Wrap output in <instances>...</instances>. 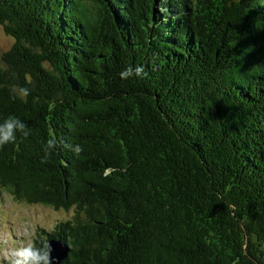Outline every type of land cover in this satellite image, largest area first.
Masks as SVG:
<instances>
[{
    "label": "trees",
    "instance_id": "1",
    "mask_svg": "<svg viewBox=\"0 0 264 264\" xmlns=\"http://www.w3.org/2000/svg\"><path fill=\"white\" fill-rule=\"evenodd\" d=\"M0 24V123L31 129L0 147V187L72 209L37 246L64 240L59 264H264V0H0Z\"/></svg>",
    "mask_w": 264,
    "mask_h": 264
},
{
    "label": "rangeland",
    "instance_id": "2",
    "mask_svg": "<svg viewBox=\"0 0 264 264\" xmlns=\"http://www.w3.org/2000/svg\"><path fill=\"white\" fill-rule=\"evenodd\" d=\"M14 43L0 24V55ZM72 215L71 210H57L43 204H28L13 198L0 187V264H5L3 253L10 247L22 242L21 234L27 232L34 239L45 236L50 230Z\"/></svg>",
    "mask_w": 264,
    "mask_h": 264
},
{
    "label": "clouds",
    "instance_id": "3",
    "mask_svg": "<svg viewBox=\"0 0 264 264\" xmlns=\"http://www.w3.org/2000/svg\"><path fill=\"white\" fill-rule=\"evenodd\" d=\"M146 74L145 68L142 65L135 67L129 65L120 72V77L121 79H128L132 76L142 77ZM16 95L26 102L27 97L30 95V89L20 87L16 91ZM17 134L22 138H27L31 134V129L18 117L10 116L6 118L0 123V147L16 142ZM56 146L57 140L55 137L47 140L43 148V163H46L50 159L52 150ZM65 147L77 156L83 151L82 146L79 144L65 143ZM21 238L22 242L4 251L3 260L5 264H53V258L51 256L52 247L48 240H42L39 246H37L35 239L27 232L21 234Z\"/></svg>",
    "mask_w": 264,
    "mask_h": 264
},
{
    "label": "water",
    "instance_id": "4",
    "mask_svg": "<svg viewBox=\"0 0 264 264\" xmlns=\"http://www.w3.org/2000/svg\"><path fill=\"white\" fill-rule=\"evenodd\" d=\"M48 241L52 247L51 256L53 258V264L61 263L70 251L67 243L62 239L56 238H51Z\"/></svg>",
    "mask_w": 264,
    "mask_h": 264
}]
</instances>
